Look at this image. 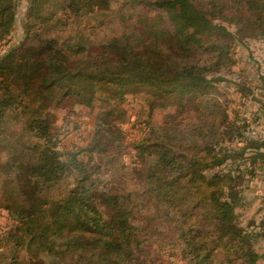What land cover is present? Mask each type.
Returning <instances> with one entry per match:
<instances>
[{
    "label": "trees",
    "instance_id": "obj_1",
    "mask_svg": "<svg viewBox=\"0 0 264 264\" xmlns=\"http://www.w3.org/2000/svg\"><path fill=\"white\" fill-rule=\"evenodd\" d=\"M26 1L25 35L0 56V124L21 122L33 140L3 159L14 143L0 127V206L13 220L0 264H259L264 222L249 229L237 207L264 175V138L207 93L238 42L264 40V0ZM18 5L0 0V46ZM128 93L149 114L125 142ZM67 98L98 108L85 146H60L44 107ZM161 106L173 108L162 121Z\"/></svg>",
    "mask_w": 264,
    "mask_h": 264
},
{
    "label": "rangeland",
    "instance_id": "obj_2",
    "mask_svg": "<svg viewBox=\"0 0 264 264\" xmlns=\"http://www.w3.org/2000/svg\"><path fill=\"white\" fill-rule=\"evenodd\" d=\"M27 8L28 2L19 0L16 27L8 41L0 46V56L18 46L22 41L25 35L24 21ZM213 42L214 39L209 41V43ZM236 49L235 63L219 73L226 80L219 82L209 92L211 94L207 93V95L220 98L232 121L237 120L240 123L247 121L249 123L248 134L264 138V40L261 38L245 39L237 43ZM142 100V95L134 97L133 93H128L124 99L125 114L122 116L124 120L120 127L124 131L125 142L140 137L143 128L140 121L146 119L149 114V107L143 104ZM51 102L45 104L44 107L48 105V109L55 115V134H57L59 145L68 148L87 145L94 129L98 108L93 109L80 105L76 100L70 98L62 100L59 104L56 101ZM99 103L97 101V105ZM171 108L168 106L158 107L155 114L156 120L162 121L165 113ZM193 113V110H186L181 113L180 117L186 121L188 116ZM0 127L14 143L10 148L3 149L1 152L3 159L11 157V155L15 156V153L22 151L24 149L23 141L33 140L28 134L22 132L21 122L8 120L0 124ZM122 149L119 156H122V153H126V151H131L129 145ZM25 152L31 154L30 150ZM125 158V161H129L130 155ZM245 187L243 204L237 207V212L242 225L251 229L254 223L255 229H259V226L264 222V175L260 173L255 178H250L245 182ZM12 221L9 212L0 206V230H6ZM165 241H170V239L166 238ZM255 247L260 253L264 251V235L259 238ZM156 264H185V260L182 257L165 255ZM259 264H264V259H260Z\"/></svg>",
    "mask_w": 264,
    "mask_h": 264
}]
</instances>
